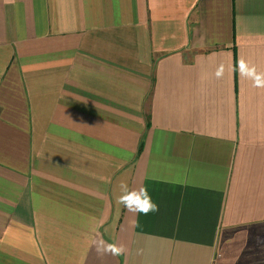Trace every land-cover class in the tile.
Returning a JSON list of instances; mask_svg holds the SVG:
<instances>
[{"label":"crops","instance_id":"0c3cea01","mask_svg":"<svg viewBox=\"0 0 264 264\" xmlns=\"http://www.w3.org/2000/svg\"><path fill=\"white\" fill-rule=\"evenodd\" d=\"M0 264H264V0H0Z\"/></svg>","mask_w":264,"mask_h":264},{"label":"clouds","instance_id":"9594fccd","mask_svg":"<svg viewBox=\"0 0 264 264\" xmlns=\"http://www.w3.org/2000/svg\"><path fill=\"white\" fill-rule=\"evenodd\" d=\"M217 75H220L219 71L217 72ZM256 86L260 85L257 84ZM121 188L122 192L119 198V203L129 211L148 215L149 213H155L159 210L158 205L153 201L147 188H141L136 191L129 189L127 185H121Z\"/></svg>","mask_w":264,"mask_h":264}]
</instances>
